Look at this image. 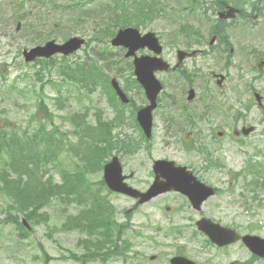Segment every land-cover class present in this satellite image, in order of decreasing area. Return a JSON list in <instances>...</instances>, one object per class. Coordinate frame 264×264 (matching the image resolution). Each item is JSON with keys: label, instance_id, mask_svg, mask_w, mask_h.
<instances>
[{"label": "rangeland", "instance_id": "1", "mask_svg": "<svg viewBox=\"0 0 264 264\" xmlns=\"http://www.w3.org/2000/svg\"><path fill=\"white\" fill-rule=\"evenodd\" d=\"M79 1L84 3L81 9L75 12L69 11L71 8L46 10L43 15L38 16L37 23L33 14L25 9V6H28L27 0H0V130L9 136H18L23 143L28 135L37 134L39 137L45 130H53L54 136L61 140L60 146L63 149L58 151L57 157L49 163L43 161L44 159L38 161L42 166L47 163L45 171L36 168L44 178L50 176L56 185L63 184L61 170L69 174L75 170L78 162L95 164L94 169L87 171L86 179L93 188L98 187L97 200H102L103 204L101 208L98 207L99 213L92 219L103 221L104 226L109 228L110 235L117 228L119 231L118 226L123 225L122 231H119L122 238L118 244L119 251L121 248L126 249L124 255L110 256L106 264H169V258L178 252L199 260L201 264H264V258L251 256V252L241 242L224 248H213L214 245L209 244L206 238L195 230L194 223L176 222L175 219H180L179 216L173 217V221H168L164 204L157 202V207L142 202L136 204L133 199L110 192L100 183L103 178L102 166L113 155L119 156L124 172H131L133 175L128 181L129 184L142 189L151 180L148 175L152 161L147 158L145 152L148 147L146 142L141 141L138 148H143L139 154L128 152L122 155L121 151L126 145L129 146L126 150H131L130 144H127L128 136L134 134L139 137V131L135 127L132 132L134 124L125 128L124 126L129 124L128 120H117L115 108L118 107L119 101L110 83V87L108 86L110 78L116 77L121 86L124 83L129 89L136 87V105L142 104L145 99L137 87L139 85L132 82L133 72H120L127 64L122 60L121 47L110 44L115 31L120 27L134 26L141 32H155L163 46L162 54L165 59H170L171 55L167 53L173 49V44L174 49L182 48L181 39L186 37L184 32L192 26L203 30L212 29L218 24L221 39H254L264 44V36H261L264 33V0H146V3L153 5V9L145 15L140 14L142 12L139 11V6L135 9L136 3H133L134 6L130 5L132 0ZM219 3L238 7L242 14L234 16L231 20H220L217 16L221 10ZM83 9L87 11L80 14L79 11ZM127 9L134 12V15H126ZM120 14L124 16L120 18V22L108 33L103 31L111 24L115 15ZM17 22H20L19 29H16ZM73 35L88 40L77 52L68 56L56 54L34 62L24 61L23 48L42 44L49 39L61 42ZM226 49L228 50V47ZM198 64L202 65L200 61ZM220 64L227 67L230 81L236 79L240 67L238 58L223 55L218 61V65ZM94 65L100 70V77H93L91 67ZM217 70L226 71L222 67ZM256 70L264 71L258 68ZM252 71L254 69L248 74L241 72V75L244 76V81H250L255 86L264 99V73L253 81L257 74ZM102 75L104 80L101 79ZM158 78L164 80L167 87L166 78L171 80L172 85L180 80L178 73H164ZM233 83L234 87H237L238 82ZM182 84L183 81H180L177 85ZM233 96H237V90ZM40 102H43L46 108L40 106ZM254 103L252 97L245 122L255 125L256 129L247 138L234 141L228 135L218 143H210L209 138L197 137L195 140L176 142L172 147L165 148L160 142V131L155 128L150 142L153 146L150 149L156 158L167 156L165 150L201 152V144H204L207 149L203 152L207 159H204L203 153L191 156L174 155L176 161L193 165L194 168H202L204 165L206 168H214L207 173L199 172L201 179L216 188L215 195L204 204L203 214L221 225L236 229L240 234L264 237V181L253 190L246 186L252 176L246 175V179L243 174L238 175L240 170L247 166L248 161H258L257 157L255 158L257 150H264V112ZM231 106L233 110L221 107L216 113L217 119L225 129H232L234 124L232 127L229 125L237 111L242 113L238 102L237 107ZM97 116L105 122H111L112 135L118 134L120 138L114 140V147L109 152L105 149L104 154L100 153L97 161L93 162L88 150L89 141L95 143L97 148L99 145H96V142L103 145L99 137L103 132L96 137V142H93L92 138L98 127L94 120ZM47 119H51V122ZM76 122L81 123L79 128ZM41 125H44V128L41 129ZM186 144L191 148L186 149ZM44 146L40 141L39 148ZM213 146L216 147L215 157L209 155ZM9 160L10 157L3 149L0 152V264H86L82 262L83 254L93 253L95 257V248L100 249L98 240L102 236L86 231L83 233L77 228L78 225L63 226V222H67L70 216L80 215L83 208L84 213L89 210L93 201L90 202L92 199L88 194L84 193L77 198L75 194L67 197L64 192H56L57 194L48 196L46 202L42 201L43 207L39 208V212L47 214V222L32 223L27 220L29 226L26 228L22 224L23 229L15 224L16 221L21 223L25 212H31L27 207L30 204L27 203L34 199L35 192L27 188L30 199H13L10 194L2 191L9 179L6 175L11 171ZM6 164L8 171L1 172ZM254 171L257 173L261 169L254 166ZM27 176L23 175L24 178H28ZM74 198L77 200L74 201ZM80 199L85 202L79 204ZM97 200L94 206H97ZM164 203L175 204L177 201L168 200L166 197ZM11 216L14 221H9ZM81 220L83 221V217ZM114 223L117 225L116 229ZM105 237L107 236H104L103 240ZM124 242H127V246L123 245ZM104 248H107L106 245ZM211 254L216 256L215 260L210 259ZM72 255L74 257H71ZM88 260L90 264H104L101 259ZM44 261L47 262L43 263Z\"/></svg>", "mask_w": 264, "mask_h": 264}, {"label": "flooded vegetation", "instance_id": "2", "mask_svg": "<svg viewBox=\"0 0 264 264\" xmlns=\"http://www.w3.org/2000/svg\"><path fill=\"white\" fill-rule=\"evenodd\" d=\"M217 26L218 24H216V26L212 29L208 28L203 30L201 28H195V30L189 34L184 33L187 36L181 39L182 48L174 49L175 45L173 44V49L167 53L168 55H171L170 59L168 58L167 60L170 63L171 68L166 71L155 72L157 77L164 73H178L180 77V80L176 81L174 85L170 83L171 80L166 78L168 87L166 86L167 83L164 80H160L163 88L157 96V104L152 111L153 132H155V128L159 129L160 142L165 148L172 147V145L176 142L181 143L185 140H195L197 137L209 138L211 139L210 143H218L228 135L234 139V141L235 139L238 140L247 138L249 137L250 133L244 135V127L250 126V124L245 122L246 114L250 110V99L253 97L255 100L254 105H256L261 110L264 109L258 106L256 103L257 96L261 99L262 103L264 102L262 94L256 90L255 86L252 85L250 81L248 83L244 81V76L241 75V72L248 74L249 71L254 69L252 72L256 71L257 75L254 76L253 81L263 76L264 71L261 72L256 69H264V44L259 43L254 39H221ZM227 47L228 50L226 49ZM121 50L123 52L122 60L126 62L127 67L123 70H120V72H128V70L133 72L134 56H125L126 49L124 47H121ZM178 50H181L184 53H179L178 55ZM135 55L151 56L153 53L147 47H143L139 48ZM223 55H230L232 57L238 58V61L240 62V67L238 71L236 70V79L232 81H230V75L227 71V67H224L222 64L218 65V61ZM199 61L202 65L198 64ZM218 67H222L226 71L217 70ZM180 81H183L182 86L177 85ZM234 81L238 82L237 87H234ZM132 82L135 85L138 84L134 80H132ZM122 87L127 95L128 101L124 103L119 100L120 103L116 109V118L120 122L123 121V118L128 120L129 124L125 125V128H128L131 124H134L132 129V132H134L135 127L139 126L137 121V112L141 107L147 105L148 100L142 87L137 86L141 90L145 102L136 105V87L129 89L124 83H122ZM235 90H237L236 97L233 96ZM236 101L241 105L242 113L237 111L236 115L232 117L231 124L229 125L232 127L234 124V126L232 129H225L219 122V119H217L216 113L221 107L233 110L231 105L237 107ZM237 114L239 115L238 118ZM156 124L158 127H156ZM255 129L256 128H254V131ZM131 135L134 136V134ZM139 136H141L140 133ZM210 143L207 142V145L210 146ZM122 144L125 143L122 142ZM152 146V144L149 145L145 150L147 158H151L152 161L150 175H148L149 178H151L150 182L154 179V175L155 178L157 175L156 180L159 182H164L167 179L166 176L161 172H163L162 170L165 171L167 168H170V166L163 164L162 167L160 166L158 168H153L156 160L172 161L174 162L175 166H185L199 179H201L199 177V172L201 173V171H204L207 173L209 170L214 169L209 167L206 168L205 165L202 168H194L193 165H187L184 162L176 161L174 159L175 154L191 156L197 155L198 153H203L204 159H207V156H205V153L202 151L165 150L164 152H166L167 156L154 158L152 155L154 152H152L150 149ZM141 148H134V150L126 151L121 150L123 151L122 155L128 152H131V154L135 153V155L139 154L141 153L139 152ZM185 148L190 149L191 147L186 144ZM215 150L216 147L213 146L212 150L209 152L211 157H215ZM255 153V158L257 157L258 161L253 159V164L257 163L262 173H264V150L259 149ZM200 164L203 165L202 162H200ZM152 169H156L158 171L155 173ZM232 175H234V173H232ZM128 176L130 179L133 178L131 172H129ZM130 179L127 180L129 181ZM201 180L204 181L203 179ZM150 182L142 189L145 190ZM214 189L216 188L214 187ZM166 197L168 200L177 201V203H164V199ZM153 199L159 200L153 203L152 207H157V202L160 205L164 204L168 221H173V217L176 218L179 216L180 219H175L176 222H195L199 217L205 216V214L201 213V209L205 203L200 209H194L190 204L188 196L181 192L169 190L156 195ZM135 202L137 204V200H135ZM170 212L173 214H168ZM213 248L219 249L224 247ZM210 257L211 260H215L216 258V256L213 254H211ZM190 259L194 260L193 258ZM194 261H196L198 264H201L197 259Z\"/></svg>", "mask_w": 264, "mask_h": 264}, {"label": "trees", "instance_id": "3", "mask_svg": "<svg viewBox=\"0 0 264 264\" xmlns=\"http://www.w3.org/2000/svg\"><path fill=\"white\" fill-rule=\"evenodd\" d=\"M123 1V0H121ZM128 1V0H127ZM146 0H132V3L130 4L131 6L136 3L135 9L139 6V11L142 12L140 14H147L150 13L153 9V5L150 3H146ZM28 6H25V9L34 16V20L38 23V16L43 15L46 10L48 11H58V10H65L68 8L69 11H77L78 9L82 8V5L84 4L83 2L79 0H27ZM219 8H222V4H218ZM148 9V10H146ZM87 10H80L79 13H83ZM145 11V12H144ZM126 15H132L133 12L130 10L125 11ZM144 12V13H143ZM116 17L111 21V24H108L103 31L108 33V31L113 29L115 25H117L120 22V18H123L122 14L120 15H115ZM184 30V29H183ZM264 36V33L262 34V37ZM40 106H43L46 108V106L43 104V102H40ZM78 117V115H75ZM100 119V118H99ZM101 122L98 127L96 128L97 131L92 134L93 142H96V137L99 136L102 132V134L99 136L100 141H103L102 144H98L96 142V145H99L97 148L95 146V143L92 144L89 141V146L88 150H90V158L93 162L97 161V158L99 157L100 153L103 155L104 150L106 149L108 152L112 147H114V137L111 133V122H105L104 120H99ZM77 126L81 125V123L76 122ZM55 130V129H54ZM108 132V133H107ZM57 134V132L55 133ZM98 134V135H97ZM7 134L4 132H0V148L1 151L5 149L6 155L10 157L9 163L11 166V171L6 175L7 178V183L5 184V187L2 188L3 192H7L10 194V197L13 199H19L20 198H26L30 199L27 195V188H31L34 190V199L30 200L29 203L30 205H27V207L30 209V213L25 212L24 217L26 220H30L32 223H39V222H47L48 216L46 213L39 212V208L43 207L42 201H45L48 196L54 195L60 192H64L67 197H70V195L75 194L77 198H80L82 195L88 194L91 197V201L93 203L89 207V210H87L84 213V208L83 211L80 213V215L76 216H70L67 222H63V226L67 227L68 224H74L78 225L77 228L83 233H91V234H98L102 237H99V242L98 245L100 246V249L96 247V251L99 257L102 255H105L107 257L110 253L114 252L116 248H120V245L118 244V241L121 240V233L119 231H122L123 225L116 227L117 225L115 224V229L118 231L115 233L111 232L112 235L109 234V228L104 226L103 221H95L94 216L97 215L98 212V207H102V200H97L98 199V187L93 188L92 185L87 181L86 179V174L89 169H94V165L89 164H81V162L76 163L75 165V170L72 171L69 174H66L63 172L62 178V185H56L55 181L52 180V178L49 176L48 178H44L43 175L39 174V170L42 169L43 171L46 170V167L39 166L41 165L40 162L41 160L46 161L51 160L55 158L56 154L58 151V143L61 142L60 139H57V137L54 136L53 130H48L45 131V134L42 136L43 138L41 141L45 142V146L43 148H39V139L36 138L37 134L35 135H28L27 138H25V143H23L18 137L16 136H10L9 138H6ZM47 136V137H45ZM55 137V138H54ZM17 146V148H15ZM56 147V148H55ZM0 151V152H1ZM42 157V158H41ZM40 161V162H38ZM39 164V165H38ZM35 166V167H33ZM39 166V167H38ZM38 167V169L36 168ZM7 168L3 167L1 172H6ZM27 174L28 178H24L23 175ZM100 183L104 185L103 181L101 180ZM41 188V189H40ZM57 192V193H56ZM39 198L37 200V198ZM77 198H74V201L77 200ZM73 200V197H71ZM71 200V201H72ZM97 200V206H94L93 204ZM46 202V201H45ZM84 201H81L80 203H83ZM105 205V204H104ZM24 205H22V209ZM108 206V205H105ZM81 217H83V221L81 220ZM14 217L11 216L9 217V221H14ZM16 221V220H15ZM81 222V223H80ZM18 224L19 227L23 229L22 223L16 221L15 224ZM112 225V223H111ZM110 225V228H111ZM76 228V226H75ZM106 228V230H105ZM112 231V228H111ZM104 236L105 240H103ZM102 238V239H101ZM105 242V244H104ZM106 245L107 250L104 248ZM124 246H127V242H124ZM87 246V245H86ZM112 247L114 248L112 250ZM123 247V246H122ZM123 252L126 250L125 248H121ZM101 254V255H100ZM95 255V256H96ZM91 256V257H90ZM94 254H83V261L82 262H87L89 261L88 259H93ZM80 259V258H79Z\"/></svg>", "mask_w": 264, "mask_h": 264}, {"label": "water", "instance_id": "4", "mask_svg": "<svg viewBox=\"0 0 264 264\" xmlns=\"http://www.w3.org/2000/svg\"><path fill=\"white\" fill-rule=\"evenodd\" d=\"M236 9L233 7H226L223 12H219L221 18H230L234 16ZM19 24H17V28ZM84 43V39L78 36H73L67 39L63 43H56L54 40H49L42 45H36L30 49H23V56L25 61H31L35 57H49L55 53H61L67 55L77 50ZM112 45H122L127 47L126 56L134 54L135 50L138 48L148 47L149 49L159 53L161 51V45L158 42V38L153 32H146L141 34L134 27H126L119 29L116 35L111 40ZM134 72L137 75V79L142 83L145 88L146 95L150 100V104L145 108L141 109L138 113V118L142 127L144 128L147 135H149V130L151 126V109L155 106L156 95L161 89L159 81L155 78L153 72L157 69H167L168 64H166L161 57H146L140 56L134 59ZM111 83L115 88L118 95L126 100L124 93L118 86L117 81L113 78ZM252 128L244 129V133H248ZM160 163V162H157ZM156 166V165H155ZM163 174L167 175L168 180L165 182V188L163 190H154L159 184L156 182L149 189V191L144 199H148L158 192L176 189L187 194L194 205H199L208 196L213 194V189L205 186L199 181L193 179L191 183L188 180V175L184 171V168H169ZM104 180L107 186L114 191L127 193L132 196H137L140 193L133 189L132 187L126 185L122 181V175L120 171V164L116 156L104 165ZM198 229L203 231L208 235V237L214 243L218 245H224L226 243L234 242L238 239H242L244 244L254 253L264 256V238L256 235L246 234L240 236L234 229L229 227H224L218 223L212 222L208 218H202L196 222ZM171 264H195L189 259L182 256H175L171 258Z\"/></svg>", "mask_w": 264, "mask_h": 264}]
</instances>
